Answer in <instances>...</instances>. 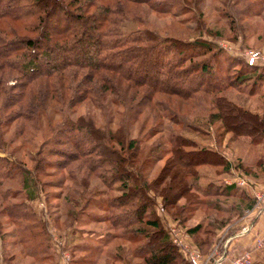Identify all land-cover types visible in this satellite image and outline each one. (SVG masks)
<instances>
[{
	"label": "trees",
	"instance_id": "obj_1",
	"mask_svg": "<svg viewBox=\"0 0 264 264\" xmlns=\"http://www.w3.org/2000/svg\"><path fill=\"white\" fill-rule=\"evenodd\" d=\"M229 1L248 6L249 17L264 13V0ZM177 4L174 0H0V131L12 128L6 144L20 139L34 152L31 171L20 169L10 155L0 156V186L17 172L21 178L20 190L0 192L3 264H19L21 256L26 264H57L44 224L28 204L40 192L46 204L53 199L66 206L64 228L73 237L84 231L71 227L81 213L77 206L83 211L98 205L105 212L102 221L111 230L102 235L106 242L133 245L129 254L123 245L115 255L108 251L105 258L110 263L105 264H129L130 260L136 264H189L169 241L155 199L159 211L179 226L200 213L184 233L203 254L215 230L233 216L224 208L233 209L230 200L252 206L253 201L234 185L196 184L197 169L203 166L221 168L224 174L236 170L253 181L258 178L241 165L232 166L216 151L198 148L182 134L192 127L186 117H197L199 103L207 100L211 111L204 120L206 128L217 123L221 134H229L233 141L245 137L251 146L264 143V107L257 115L221 95L229 88H246L248 96L263 89L260 96L264 99V66H248L244 60L232 58L233 65L226 63L223 77L212 76L209 65L190 61L193 56L211 54L209 43L161 37L142 28L141 14L174 15L170 11ZM79 105L100 111L108 119L106 125L94 126L89 113L71 119L69 115ZM164 108L170 125L166 140L140 154L139 135L146 132L147 125L151 129L146 139L160 133ZM113 110L118 117L114 128L110 127ZM133 126L138 137L130 138ZM1 145L4 150L6 145ZM162 145L167 156H153L152 161L163 160L162 165L146 182L140 166L150 155L162 152ZM255 168H260L264 185V159ZM46 170L59 175L54 185L40 182L49 174ZM90 179L103 189L87 192ZM115 186L121 192L118 196L111 195ZM48 187L57 192L47 195L43 190ZM17 194H23L22 200L10 203ZM183 201L185 205L179 206ZM53 209L51 217L57 214L56 206ZM1 219L11 224L3 233ZM5 240H10L11 248L19 246L22 254H7ZM97 244L83 251L89 253L88 258L75 260L73 251L82 248L64 247L70 253L66 264L93 263V249L99 248V241Z\"/></svg>",
	"mask_w": 264,
	"mask_h": 264
},
{
	"label": "rangeland",
	"instance_id": "obj_2",
	"mask_svg": "<svg viewBox=\"0 0 264 264\" xmlns=\"http://www.w3.org/2000/svg\"><path fill=\"white\" fill-rule=\"evenodd\" d=\"M174 1L178 3L170 11L171 13L174 12V15H162L149 11L141 14L142 20L144 21L142 28H145L151 33L157 34L161 37H172L182 41H198L197 39H202L209 43L211 54L200 57H197L198 55L193 56V59L190 58V61L204 62L205 65H209V68L212 71V76L216 74L219 77H223L226 63H230L232 58L237 61H243L244 51L251 50L264 53V13L260 14V16L249 17V14L246 13V8L248 6H246L244 3L233 4V2L229 0H193L195 1V4H193L194 2L191 0ZM230 65L233 64L230 63ZM9 84L11 85L12 82H9ZM246 92V88H243L242 90L229 88L223 91L221 95L234 105L247 109L251 113L260 115L264 107V99L260 96L261 93H263V89L257 91L251 96H248ZM159 99L162 100L161 97ZM173 101L176 100L173 99ZM120 111L121 110L118 109V112ZM209 111H211V108L207 103V100H205L203 103L200 102L196 111L197 113H194L197 117H192L193 115L190 114V117H186V121H188V124L191 123L192 127L189 129L185 128L182 136L193 140L197 144L198 148H207L209 150L216 151L227 161H229L232 166H243V168L247 169L249 174L253 176L256 175V177L260 178L258 181L262 182V176L260 175L261 170L260 168H255V166L258 162L264 159V143H261L257 146H251L248 144V139L245 137H240L233 141L229 134H221L222 132L219 130L217 123L211 125V129L206 128L204 120ZM166 112L167 109L165 108L161 110L162 119L160 120V133H158V135H155L150 139H146V132L151 129V126L149 127V125H147L145 128L146 132L139 135V139L142 140L141 144L139 145L140 154H145V152L149 151V149H153L154 145L158 143L159 140H161V142L166 140L168 130L170 128L168 120L165 116ZM86 113H89V115L92 116L94 126L103 128L106 125V120L108 119L100 111L85 105L77 106L74 112H72V115L69 116L71 119H75L76 117ZM117 119V114L113 110L112 116L110 117V127H115ZM182 121L186 123L185 120L182 119ZM134 130L135 126L132 127L131 134L129 135L130 138L138 137L137 131ZM11 132L12 128H5L0 131V139H2L0 144H2L1 146L3 147L6 145L4 150L0 149V156L10 155L11 159H14V162L16 161L19 163L20 169L24 168L31 171L33 165L31 156L34 155L33 150L29 149L28 142L21 141L20 139L7 145L6 142L8 137L11 136ZM165 147V145H162L159 150L162 151V149ZM62 149L67 150L65 147ZM157 152L150 155L152 158L144 159L142 165L140 166L141 175L146 182H150L156 176L159 168L162 165L163 160H158L157 162L152 161L153 156L163 155V159L167 156L163 151ZM46 171L49 174H47L46 177L40 178V182H50L52 185H54L55 181H57L59 178V175L52 174V172H50L51 170ZM231 174H224L221 171V168L203 166L197 169L198 181L196 184L199 183V185H203L207 181H212L219 184L222 183L223 180H229L231 176H241L246 181L247 185H252L250 181H253V179L245 176L246 174L244 175L236 170H233ZM20 181L21 178L17 172L13 179L9 178L2 186H0V192L6 189L12 192L20 190ZM259 188L260 190H264V185L259 186ZM102 189L103 188L97 180H89L87 192H97L101 191ZM43 191L44 193H47V195L49 193L57 192V190L53 187H48ZM120 193L121 192L118 190L117 186H115L111 195L118 196ZM14 197L15 198L12 199V201L9 200L10 203L20 202V200L23 198V194H17L14 195ZM158 201L159 200L155 199V209L165 228L167 230L173 226L179 228L182 237L188 240L189 237L184 233V229L185 227L193 226L198 221L200 213L196 214V216H191L184 227L179 226L173 222L169 216L159 211ZM28 204L32 206L37 219L44 224L47 234L48 230L55 233V238L51 239L50 242L55 253L57 264H66L67 255L70 254L68 250H64V247L66 246L69 247V250L74 247L73 245H78L80 248H82L80 250H74L73 257L74 260L78 259L79 257H82L83 259L90 256L89 253L86 254L83 251L89 247L95 248V246L98 245L97 241H99V248L97 250L93 249V263L91 264L110 263L105 258L107 252L110 251L109 253L115 255V253L118 251L117 249L122 245L125 247L128 254L133 248V245L124 244L119 240L112 242L107 240L106 242V238L102 235H104L105 231L108 230V232H110L111 230L108 228L107 223L102 221L105 219V212L101 208L98 209V205H91L84 210L82 209L83 211L78 210L79 206H77L76 211H80L81 213L78 214V221L75 223L76 226L72 225L71 227L82 228L84 231L73 237V235H70V230L64 228L67 224L62 215L63 211L66 210V206H64L60 200L50 199L48 204H46L43 200V194L40 192L37 198H34ZM39 204L40 206L42 205L40 212L44 213L45 220H42V215L40 216V212L37 208ZM48 205H50V209ZM178 205H185V202H180ZM55 206L57 214H53L51 217L50 212L54 211L53 207ZM88 215L93 217L98 216L99 218L97 220L90 219L87 218ZM55 217L59 218L57 221L53 222L52 219ZM1 222L5 224L2 231L3 233L6 231L5 229L8 228V226H11V224L7 219H1ZM4 243H6L7 246L3 248V250L7 252V254L11 253L15 254L16 256L22 254L21 248L19 246H14L12 248L9 246L10 240H5ZM193 247L196 248L195 246ZM1 250L2 249L0 248V256ZM200 253L204 255L203 252L200 251ZM20 258L23 260L18 263L26 264L27 260L25 261L24 256H21ZM122 260L126 261V259ZM122 262L124 263V261ZM1 263L2 261L0 259V264ZM136 263L137 261L130 260L129 264ZM39 264H49V262L44 261Z\"/></svg>",
	"mask_w": 264,
	"mask_h": 264
},
{
	"label": "crops",
	"instance_id": "obj_3",
	"mask_svg": "<svg viewBox=\"0 0 264 264\" xmlns=\"http://www.w3.org/2000/svg\"><path fill=\"white\" fill-rule=\"evenodd\" d=\"M232 172L233 170L228 174ZM233 177L231 176L229 180ZM257 178L250 181L252 184L250 188L239 189L237 187L253 201L252 206L247 208L242 204L238 205L236 200L234 202L231 200L233 209L229 206L224 207L225 210L233 213V216L224 226L215 230L213 241L204 255H208L213 248H216L218 255H224L226 260H231L244 252H249L250 264H264V213L255 207V201L252 198L253 192L260 191L259 186L263 185L258 181L260 178ZM226 239L228 240L225 242ZM186 241L192 245L189 239Z\"/></svg>",
	"mask_w": 264,
	"mask_h": 264
},
{
	"label": "built area",
	"instance_id": "obj_4",
	"mask_svg": "<svg viewBox=\"0 0 264 264\" xmlns=\"http://www.w3.org/2000/svg\"><path fill=\"white\" fill-rule=\"evenodd\" d=\"M243 60L248 66L261 65L264 66V53L259 51H244ZM223 185H234L238 188H246L247 183L241 176H235L232 180H224ZM252 198L255 201V207L259 208L264 213V190L255 191L252 194ZM38 210L42 209V205H38ZM45 220L44 213L40 212ZM41 217V218H42ZM50 240L55 238V233L48 230ZM168 238L173 246H175L185 257L189 264H250L251 255L249 252H244L231 260H226L224 255L219 254L216 248H213L208 255H202L199 250L189 244L181 235V231L177 227H170L168 229ZM228 239L225 240V242ZM260 244V241L258 245Z\"/></svg>",
	"mask_w": 264,
	"mask_h": 264
}]
</instances>
